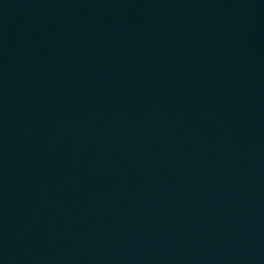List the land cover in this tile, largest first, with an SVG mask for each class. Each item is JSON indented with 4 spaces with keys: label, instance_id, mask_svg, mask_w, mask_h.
<instances>
[{
    "label": "water",
    "instance_id": "obj_1",
    "mask_svg": "<svg viewBox=\"0 0 264 264\" xmlns=\"http://www.w3.org/2000/svg\"><path fill=\"white\" fill-rule=\"evenodd\" d=\"M0 264H264V0H0Z\"/></svg>",
    "mask_w": 264,
    "mask_h": 264
}]
</instances>
